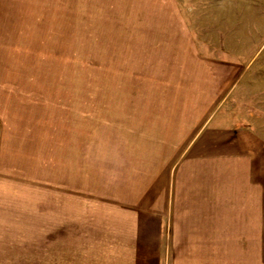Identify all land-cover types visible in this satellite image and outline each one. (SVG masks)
Here are the masks:
<instances>
[{
  "label": "rangeland",
  "instance_id": "1",
  "mask_svg": "<svg viewBox=\"0 0 264 264\" xmlns=\"http://www.w3.org/2000/svg\"><path fill=\"white\" fill-rule=\"evenodd\" d=\"M250 130L264 0H0V264H218L211 136Z\"/></svg>",
  "mask_w": 264,
  "mask_h": 264
},
{
  "label": "crops",
  "instance_id": "2",
  "mask_svg": "<svg viewBox=\"0 0 264 264\" xmlns=\"http://www.w3.org/2000/svg\"><path fill=\"white\" fill-rule=\"evenodd\" d=\"M212 137L219 138V144L228 145L219 148L217 169L205 170L210 184L209 178L213 179L207 199L215 191L213 177L215 174L218 177V202L209 206L216 208L217 217L207 229L209 240L217 241V263L264 264V174H259V161L262 164L264 161L258 156L259 138L256 132L252 136L251 130L239 136L225 132L223 136Z\"/></svg>",
  "mask_w": 264,
  "mask_h": 264
}]
</instances>
